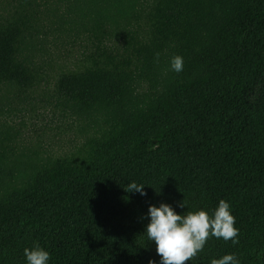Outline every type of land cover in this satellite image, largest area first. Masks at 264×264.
<instances>
[{"label":"trees","instance_id":"trees-1","mask_svg":"<svg viewBox=\"0 0 264 264\" xmlns=\"http://www.w3.org/2000/svg\"><path fill=\"white\" fill-rule=\"evenodd\" d=\"M140 19L115 41L95 26L80 65L54 77L63 105L105 127L22 180L0 177V264H27L35 243L49 264H161L149 205L211 213L221 199L238 243L210 238L188 264H264V0H149ZM26 27L0 18V84L20 91L43 80L21 54Z\"/></svg>","mask_w":264,"mask_h":264},{"label":"rangeland","instance_id":"rangeland-1","mask_svg":"<svg viewBox=\"0 0 264 264\" xmlns=\"http://www.w3.org/2000/svg\"><path fill=\"white\" fill-rule=\"evenodd\" d=\"M148 3L0 0V18L15 13L26 16L21 54L40 70L44 80L26 91L0 84V140L5 146L0 156L1 178L22 180L33 166L75 150L105 127L103 114H76L63 105L53 93L54 77L80 65L93 48L95 26L115 41L141 23L140 15Z\"/></svg>","mask_w":264,"mask_h":264},{"label":"clouds","instance_id":"clouds-1","mask_svg":"<svg viewBox=\"0 0 264 264\" xmlns=\"http://www.w3.org/2000/svg\"><path fill=\"white\" fill-rule=\"evenodd\" d=\"M156 56L158 60L159 53ZM170 63L173 71H183L181 56H174ZM125 191L146 195L143 185L136 182L129 183ZM180 207H186L183 201ZM148 216L150 219L144 233L147 241L155 242V251L161 264H188L213 237L238 243L239 232L235 227V217L230 211L229 203L223 199L219 200L218 206L211 213L200 209L187 211L182 215L170 205L161 203L159 206L149 205ZM24 255L27 264H49L50 253L39 243H35L31 249L25 248ZM148 264L155 262L149 260ZM210 264H240V261L234 254H225L220 258H213Z\"/></svg>","mask_w":264,"mask_h":264}]
</instances>
